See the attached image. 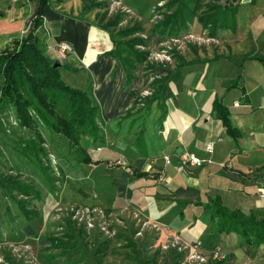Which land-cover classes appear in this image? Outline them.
Instances as JSON below:
<instances>
[{
  "label": "crops",
  "instance_id": "0c3cea01",
  "mask_svg": "<svg viewBox=\"0 0 264 264\" xmlns=\"http://www.w3.org/2000/svg\"><path fill=\"white\" fill-rule=\"evenodd\" d=\"M112 1L133 11V25L140 27L134 35L151 50L188 33L207 39L183 46L167 64L135 62L128 80L125 66L106 53L117 40L110 29L114 25L101 26L109 19L104 13L111 0L47 1L42 24L34 31L39 49L52 58L58 43L72 46L60 73L68 85L87 92L98 109L101 130L97 144L82 138L91 161L77 162L74 156L72 183L87 187L84 200L130 217L129 223L135 219L153 228L155 242L163 246L197 243L206 254L218 247L225 257L207 264H264V244H248L232 231H215L213 209L203 206L218 198L228 209L246 215L257 211L264 217V62L257 59L264 55V0L224 6L227 19L219 17L214 27L204 26L195 13L177 35L152 31L161 20L155 17L175 8H166L167 0ZM39 6V0H0V52L34 29ZM214 104L226 110L235 136ZM210 142L212 151L207 152ZM185 153L210 162L181 172L177 163ZM116 160L120 164L107 163ZM161 174L165 181H158ZM75 247L61 257L45 255L41 262L88 264V258L65 261ZM180 253L178 264L187 252Z\"/></svg>",
  "mask_w": 264,
  "mask_h": 264
},
{
  "label": "rangeland",
  "instance_id": "374dc122",
  "mask_svg": "<svg viewBox=\"0 0 264 264\" xmlns=\"http://www.w3.org/2000/svg\"><path fill=\"white\" fill-rule=\"evenodd\" d=\"M214 3L212 0H200L195 13H210L208 7ZM107 10L109 14L107 11L104 13L106 19L119 15L118 22L110 29H113L114 38L122 39L117 32L133 25L135 21L133 11L112 0ZM156 12L154 10V13ZM227 12L228 10H220V18L227 16ZM162 17L156 16L155 20ZM225 19L227 17L222 20ZM137 35L127 36L125 39ZM204 37L203 34L199 36L188 33L180 38H167L156 50H151L145 45H135V48L147 52L146 60L149 63L163 65L170 63L175 53L183 46L203 44L207 39ZM54 48L55 46L52 47V51L56 56L52 58L62 62L67 54L60 57ZM37 129L49 152L56 179L54 190L50 189L35 165L17 150L30 137L36 139V136L32 129L17 125L8 100H4L0 107V178L25 182L32 186L35 193L23 196L17 191H12L14 196L12 197L4 195L0 188V264H42L45 255L49 257L60 251L51 245L49 238L61 237L70 231L76 238L77 248L66 254L65 261L70 262L74 257L76 260L88 258V264H138L131 247L118 236L119 230L125 228L131 218L111 214L105 208L84 200L83 195L87 192V187L79 182L73 184L70 179V166L75 164V155L69 154L72 150L67 140L60 135L50 134L41 124ZM81 144H85L84 139ZM16 200L25 201L23 204L30 211L29 216L22 213L20 209L22 204ZM133 220L134 227L137 228L133 238L145 241L144 259L148 264H166L167 257L174 247L165 248L163 243H156L157 235L154 229L143 227L140 221ZM68 239L72 242V239ZM45 240L49 246L41 247L44 246L42 244ZM63 240L67 239L63 237Z\"/></svg>",
  "mask_w": 264,
  "mask_h": 264
},
{
  "label": "trees",
  "instance_id": "16d2710c",
  "mask_svg": "<svg viewBox=\"0 0 264 264\" xmlns=\"http://www.w3.org/2000/svg\"><path fill=\"white\" fill-rule=\"evenodd\" d=\"M39 1V10L33 18L34 29L27 36L12 40L0 52V107L7 99L17 125L33 130L36 139L30 137L17 150L35 165L48 182L50 189L54 190L56 181L53 175L54 170L51 166L48 149L44 146L43 137L37 129L38 125H43L50 134L64 137L69 148L73 151L76 161L84 163H89L91 160L81 144V139L87 137V142L95 144L101 141V130L96 121L98 109L91 104L87 92L82 88L68 85L62 78L60 67H53L54 59L39 49L34 31L42 24L41 16L48 0ZM212 1L215 3L207 7L209 11L215 10V12L198 16L204 26L214 27L220 17V10H227L220 0ZM199 2L200 0H167L165 7L175 8L170 13H165L163 18L153 25L152 31L160 29L162 34L177 35L180 30L187 27V21L195 14ZM89 6L90 4H85L84 7ZM118 19L119 15L111 16L101 26L106 29L115 25ZM139 29L140 27L134 24L118 30L117 35L126 37ZM112 41L113 47L106 53L125 66L129 80L134 63L146 60L147 52L135 48V45H142L144 39L133 36ZM257 59L264 62V55L257 56ZM214 109L219 111V116L228 133L235 136L236 129L230 124L226 110L218 104H214ZM0 188L5 193L4 195L12 197H14L12 191H17L23 196L35 193L31 185L15 179L0 178ZM16 201L22 204L20 206L22 213L29 216L30 211L23 204L25 201ZM203 206L213 209L211 217L215 231H232L238 233L242 240L248 244H264V217L260 212L252 211L246 215L238 209L224 207L218 198L209 199L208 203ZM70 232H65L61 237L49 238L51 245L60 249L57 254H52L51 258L61 257L76 246L75 237ZM136 232L137 228L132 222L127 225V228L120 229L118 236L131 247L133 257L138 264H148L143 256L145 241L133 238ZM63 237L67 240H63ZM68 238L72 239V242H69ZM181 257L180 252L172 249L166 264H178ZM213 264H218V260Z\"/></svg>",
  "mask_w": 264,
  "mask_h": 264
},
{
  "label": "built area",
  "instance_id": "2783aa9c",
  "mask_svg": "<svg viewBox=\"0 0 264 264\" xmlns=\"http://www.w3.org/2000/svg\"><path fill=\"white\" fill-rule=\"evenodd\" d=\"M54 50L57 52V54L60 57H64L66 54L68 55L71 50L72 47L69 43L67 42H60L58 43ZM237 104V103H235ZM212 143H207L205 144V150L207 152H211L212 151ZM165 162L169 163L170 159L169 158H165ZM205 162H210L209 160H204L201 159L199 157H197L194 154L191 153H185L183 155H180L179 157V161L177 163V169L181 172H187V168L189 166H202ZM108 165H118L120 164L119 160H116L114 162H107ZM166 178L165 176H163L162 174L158 176V181L162 182L165 181ZM88 210V209H87ZM90 225V221L88 222ZM143 226V224H142ZM170 245H165V248H168ZM198 244L194 243L192 244L190 247L188 245H179V244H173L172 247H174L177 251L179 252H184L186 251V255L183 258V261L181 264H207L209 262V260L211 259H218V258H224V253L221 252V250L218 247H214L211 251H209L207 254L201 252L198 249ZM190 248H192V250H190Z\"/></svg>",
  "mask_w": 264,
  "mask_h": 264
},
{
  "label": "water",
  "instance_id": "95a60500",
  "mask_svg": "<svg viewBox=\"0 0 264 264\" xmlns=\"http://www.w3.org/2000/svg\"><path fill=\"white\" fill-rule=\"evenodd\" d=\"M236 1H237V0H226V1L223 2V3H224V6H225V7H228V6L232 5V4H233L234 2H236ZM53 67H55V68H59V67H61V62H60L58 59L54 60Z\"/></svg>",
  "mask_w": 264,
  "mask_h": 264
}]
</instances>
